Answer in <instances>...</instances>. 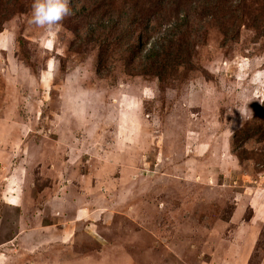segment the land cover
<instances>
[{"label": "rangeland", "instance_id": "374dc122", "mask_svg": "<svg viewBox=\"0 0 264 264\" xmlns=\"http://www.w3.org/2000/svg\"><path fill=\"white\" fill-rule=\"evenodd\" d=\"M32 3L0 8V264H264V29L186 7L194 71L161 87Z\"/></svg>", "mask_w": 264, "mask_h": 264}, {"label": "trees", "instance_id": "16d2710c", "mask_svg": "<svg viewBox=\"0 0 264 264\" xmlns=\"http://www.w3.org/2000/svg\"><path fill=\"white\" fill-rule=\"evenodd\" d=\"M22 0H0V8L15 11ZM33 1V0H29ZM18 4V5H17ZM186 7L192 13L221 17L223 28L226 22L238 27L258 26L264 29V0H71L72 16L89 19V40L101 45V66L108 70L109 62H124L134 76L156 80L160 86L179 76V70L186 66L187 72L194 71L193 46L185 38L190 21L181 15ZM252 8L254 13H252ZM259 8V10H256ZM176 17L177 25L165 38L147 45L152 32L160 31L154 22H167ZM188 17V16H187ZM0 22V34L3 33ZM189 26V27H188ZM118 33V34H117ZM103 37L102 41H99ZM112 38V39H108ZM87 42V43H88ZM86 45V44H85ZM84 46L78 44L81 50ZM103 55L105 59L103 58ZM108 62V63H107ZM104 66H107L105 69ZM111 66V65H110ZM111 68V67H110ZM260 112V111H259ZM257 113V117L260 113ZM258 124H249L238 134L235 144L242 146L254 138L260 130Z\"/></svg>", "mask_w": 264, "mask_h": 264}, {"label": "clouds", "instance_id": "9594fccd", "mask_svg": "<svg viewBox=\"0 0 264 264\" xmlns=\"http://www.w3.org/2000/svg\"><path fill=\"white\" fill-rule=\"evenodd\" d=\"M71 0H33L29 23L49 35L62 27V22L72 14Z\"/></svg>", "mask_w": 264, "mask_h": 264}, {"label": "crops", "instance_id": "0c3cea01", "mask_svg": "<svg viewBox=\"0 0 264 264\" xmlns=\"http://www.w3.org/2000/svg\"><path fill=\"white\" fill-rule=\"evenodd\" d=\"M253 240H254V238L252 237H249V240H248V242H244L242 245V247H241V252L240 253H242V254H245V252H244V250L246 251V252H248L249 251V249H248V247H246L245 248V245L248 243V245L250 246L251 245V243L253 242ZM245 244V245H244Z\"/></svg>", "mask_w": 264, "mask_h": 264}]
</instances>
